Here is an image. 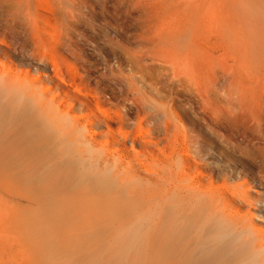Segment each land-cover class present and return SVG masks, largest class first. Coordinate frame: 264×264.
Masks as SVG:
<instances>
[{"label":"bare ground","instance_id":"obj_1","mask_svg":"<svg viewBox=\"0 0 264 264\" xmlns=\"http://www.w3.org/2000/svg\"><path fill=\"white\" fill-rule=\"evenodd\" d=\"M249 49L241 52L255 53L262 73L242 53L231 62L218 60L236 89L217 99L209 49L179 47L166 71L172 81L195 90L189 93L200 96L202 109L217 127L261 126L264 50ZM35 81L0 71V189L8 212L20 206L27 210L14 211L10 218L35 223L42 235L58 237L90 223L103 235L106 227L113 228L110 222L148 217L152 206L162 230L146 251L164 256L163 264H264V230L254 223L250 209L254 205L264 212V199L251 197L248 183L237 181L227 164L214 162V143L181 127V113L171 106L152 113L147 111L153 107H143L135 128L117 114L119 125L111 129L106 124L109 133L103 142L94 132L103 122L98 113L106 111L99 99L90 101L94 96L79 91L61 102L40 91ZM71 99L75 107L68 103ZM138 102L145 104L143 98ZM78 110L89 113L80 117ZM153 115L164 118V143L143 128ZM249 145L264 151V143ZM225 147L238 152L247 146L232 142ZM137 229L120 236L98 264H156L154 257L139 253ZM131 253L136 254L133 260L128 259Z\"/></svg>","mask_w":264,"mask_h":264},{"label":"rangeland","instance_id":"obj_2","mask_svg":"<svg viewBox=\"0 0 264 264\" xmlns=\"http://www.w3.org/2000/svg\"><path fill=\"white\" fill-rule=\"evenodd\" d=\"M192 44L214 54L213 97L234 91L233 77L223 75L221 67L245 49L264 50V0H0L1 72L28 76L36 80L40 91L61 102L66 94L75 96L79 91L94 96L95 100L88 96L90 101L99 99L106 111L98 113L103 122L94 132L103 142L109 133L106 124L111 129L119 125L117 114L135 128L137 117L144 115L143 107H153L147 111L152 113L154 108L171 106L181 113V127L203 137L209 145L214 143V162L227 164L237 181L248 183L251 197L264 199V151L249 145L264 143V119L261 126L239 123L238 128L217 127L202 109L200 96L189 93L195 90L172 81L170 70L166 71L173 53ZM244 54L241 57L245 56L249 65L259 59L253 58L255 53ZM254 65L261 74L258 64ZM139 98L145 104L138 102ZM68 103L76 106L73 99ZM88 113L76 111L80 117ZM152 117L143 128L164 143V118ZM232 142L247 147L238 152L226 150L225 144ZM5 198L0 189V264H98L107 258L116 240L136 225L139 253L154 257L156 264L164 263V256L146 251L162 230L152 206L145 214L148 217L110 222L113 228L106 227L103 235L90 223L53 237L42 235L33 222L11 219L14 211L27 210L20 206L9 213ZM250 209L254 223L264 230V212L254 205ZM132 255L128 259L133 260L136 254Z\"/></svg>","mask_w":264,"mask_h":264}]
</instances>
